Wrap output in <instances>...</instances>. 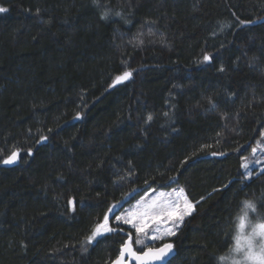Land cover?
Masks as SVG:
<instances>
[{
  "label": "trees",
  "instance_id": "16d2710c",
  "mask_svg": "<svg viewBox=\"0 0 264 264\" xmlns=\"http://www.w3.org/2000/svg\"><path fill=\"white\" fill-rule=\"evenodd\" d=\"M0 7V264H110L130 232L111 218L87 239L108 208L173 186L195 210L155 245L213 264L235 199L264 187L244 167L264 140V0Z\"/></svg>",
  "mask_w": 264,
  "mask_h": 264
},
{
  "label": "snow or ice",
  "instance_id": "6c2138e0",
  "mask_svg": "<svg viewBox=\"0 0 264 264\" xmlns=\"http://www.w3.org/2000/svg\"><path fill=\"white\" fill-rule=\"evenodd\" d=\"M95 2V0H94ZM7 11L0 7V13ZM107 16V13H104ZM119 15V13H117ZM252 21L241 20V25L250 24ZM208 55L204 56V60H209ZM223 69H221L222 71ZM130 72H124L122 76H118L115 82L129 79ZM152 117L149 115L148 120ZM42 139H45L42 137ZM255 151V149H253ZM213 156L217 153H212ZM220 155H223L221 153ZM17 156L13 153L12 157L5 160V164H11ZM246 166V165H245ZM251 176V173H248ZM172 179H175L174 177ZM181 200L183 205L181 206ZM120 204H114L108 208L104 215L103 223L98 224L92 234L87 238L89 242L95 240L99 236L112 233L114 229L110 226V217L117 223L127 225L137 234L135 244L141 246L139 249L133 247L132 236L129 233L128 239L122 244L119 256L114 264H126L125 256L136 264H170L169 255L174 245L171 242L163 243L159 248L148 247V242L156 243L166 238H171L177 234L178 229L184 222L185 216L189 215L193 210V206L184 196V189L173 192H160L150 201L142 198L132 208L125 210L124 214H116V209Z\"/></svg>",
  "mask_w": 264,
  "mask_h": 264
},
{
  "label": "clouds",
  "instance_id": "9594fccd",
  "mask_svg": "<svg viewBox=\"0 0 264 264\" xmlns=\"http://www.w3.org/2000/svg\"><path fill=\"white\" fill-rule=\"evenodd\" d=\"M213 264H264V187L245 189L218 229Z\"/></svg>",
  "mask_w": 264,
  "mask_h": 264
},
{
  "label": "rangeland",
  "instance_id": "374dc122",
  "mask_svg": "<svg viewBox=\"0 0 264 264\" xmlns=\"http://www.w3.org/2000/svg\"><path fill=\"white\" fill-rule=\"evenodd\" d=\"M264 139V138H263ZM246 165V166H245ZM244 167L246 169V173H247V176L248 177H251L252 176V170L255 169L256 167L258 168L259 172L263 171L264 170V140H261L260 143L257 145V147H255V151L252 152V155H249L245 161H244ZM248 173H251V176L248 175ZM257 174V173H256ZM179 187H176V186H173V187H169V188H159V189H149L147 191H144L135 201H133L132 203L128 204L126 207H124L122 210L118 208L115 210L116 211V214H124L125 213V210L127 209H130L132 208L134 205L137 204L138 201H140L142 198H145L147 200H151L154 198L155 195H157L158 193L160 192H173L174 190L175 191H179ZM184 196L187 198L188 202L193 206V210L191 211L190 214H192L195 210V204L193 202H191L187 195L185 194L184 192ZM181 206L183 205V200H181ZM189 214V215H190ZM187 215V216H189ZM185 216V218L187 217ZM184 218V219H185ZM111 219V217H110ZM112 220H110V226L112 227V223H111ZM115 222V220H114ZM115 225H118V226H122V228H126V231L130 232L131 236H132V240H133V244L136 248V244H135V239H136V236L137 234L135 233L134 230L130 229L129 226L127 225H123L122 223H117L115 222ZM126 226V227H125ZM181 227V226H180ZM113 228V227H112ZM179 230V229H178ZM133 232V233H132ZM168 239V238H166ZM165 239V240H166ZM158 242V241H157ZM156 242V243H157ZM169 242V241H168ZM156 243H150L148 242V247H157V246H160V245H155ZM164 243H167V242H164ZM153 244V245H151ZM162 245V244H161ZM137 249V248H136ZM129 262H131L129 260Z\"/></svg>",
  "mask_w": 264,
  "mask_h": 264
},
{
  "label": "water",
  "instance_id": "95a60500",
  "mask_svg": "<svg viewBox=\"0 0 264 264\" xmlns=\"http://www.w3.org/2000/svg\"><path fill=\"white\" fill-rule=\"evenodd\" d=\"M168 243V242H167ZM161 246V245H160ZM160 246H157V247H153V248H159ZM133 247L135 248V246H134V244H133ZM175 254H176V249H175V247L173 248V250H172V252L170 253V255H169V260H171L174 256H175ZM119 256V255H118ZM117 256V257H118ZM117 257L110 263V264H114V261L117 259ZM125 261H126V264H136V262L135 261H131V262H129V258L127 257V256H125Z\"/></svg>",
  "mask_w": 264,
  "mask_h": 264
}]
</instances>
